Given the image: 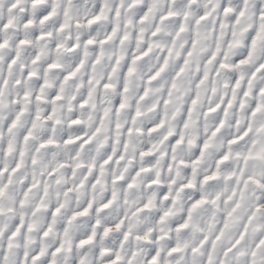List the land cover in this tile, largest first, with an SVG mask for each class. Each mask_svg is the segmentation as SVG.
Masks as SVG:
<instances>
[{"label": "clouds", "instance_id": "obj_1", "mask_svg": "<svg viewBox=\"0 0 264 264\" xmlns=\"http://www.w3.org/2000/svg\"><path fill=\"white\" fill-rule=\"evenodd\" d=\"M261 25L264 0H0V264H264Z\"/></svg>", "mask_w": 264, "mask_h": 264}, {"label": "snow or ice", "instance_id": "obj_2", "mask_svg": "<svg viewBox=\"0 0 264 264\" xmlns=\"http://www.w3.org/2000/svg\"><path fill=\"white\" fill-rule=\"evenodd\" d=\"M36 2L38 3L39 0H36ZM153 2H155V0H153ZM12 6L14 7L15 5H12ZM149 11H151V6L149 7ZM224 11L227 13L228 11H230V9L225 8ZM173 15H175V13H173L172 11H169V12L167 13V16H166V17H161V19H166V18H168V17H172ZM207 15H208V14L205 13V16H204V17H201V19L206 18ZM99 18H100L99 16L94 17L92 20H89V24L93 23V20H98ZM197 22H199V21H197ZM9 23H10V21H9ZM4 26L7 27L8 24H5ZM181 31H183V27H181ZM261 32H264V25H261V27H260V32H257V33L255 34V36L252 37V46H253V47H254L255 44H256V40L259 39V37H260V33H261ZM22 43H23V41H22ZM89 43H91V41H89ZM195 48H196V41L193 40V41H192V44H191V47L185 52V58H184L183 64H180V65L178 66L177 70H176V75H177V76H179L181 73H183V72L185 71V67L189 64V62H190V61H189V58L193 55V53H194V51H195ZM150 50H151V47H149V49L146 50V52L143 53V54H147V51H150ZM171 52H172V48H169V49H168V54L170 55ZM213 58H214V57H213ZM138 59H140V57H138V56L133 58V60L131 61L130 65H129L128 68H127V73H128V74H131V73H133V72L135 71V68H134L132 65H134L135 62H136V60H138ZM246 62H247L246 60H245V61H241V63H246ZM167 63H168V56L166 55V56L164 57L163 62H162L161 65H160V68H159V69H158V70H157V71H156L151 77H149V80H154V79H156V78H157L162 72H164L165 69H166ZM49 67H53V68H54V67H57V65L53 64V65H49ZM219 67H221V68H227V67H230V65H227V64H224L223 62H221L220 65H219ZM78 70H79V69L77 68V69H75L73 72L68 73V75L65 77V79H68V78H70L71 76L75 75V71H78ZM257 70H258V71L264 70V64L259 65ZM32 75H34V73H31V72H30V73H29V76H32ZM208 76H209V72H208L207 69H205L204 72H203V75H202V77H201L200 82L203 83L206 79H208ZM104 86H105L106 88L111 87V85H109V84H105ZM171 87H172V88H175V87H176V85H175L174 82L171 84ZM259 94H260V95H264V89H260V93H259ZM245 95H248V93L246 92ZM59 98H60L59 96L54 97V99H59ZM36 99L40 100V99H43V97H41V96H37ZM196 102H197V100H196V99H193V100H192V105H195ZM84 103H87V101L85 100ZM229 104H231V101H229ZM120 107H124V105L121 104ZM217 107H219V105H217ZM261 109H264V103L257 102V103L255 104V106L253 107V109H252V113H251V114L254 116L257 112L261 111ZM212 110L214 111L215 109H212ZM190 111H191V108H189V112H190ZM37 119H39V116H37ZM248 130L250 131V128H249ZM129 131H131V129H129ZM30 134H31V133H29V135H30ZM213 135H215V132L213 133ZM85 142H86V141H85ZM177 142H179V141H177ZM232 142H234V141H232ZM49 143H51V141H49ZM204 146L207 147V142H205V145H204ZM226 158H227V157H224V159H226ZM206 179H207V178H206ZM189 186H191V184H190ZM2 191H3V189L0 188V192H2ZM229 199H231V197H230ZM203 202H204L203 199H201V200H196V201L192 204V208L197 207L198 205H200V204L203 203ZM237 207H239V201H237V203H236V205L233 207V209L227 213V217H231V216H232V213L235 211V209H236ZM0 211H2V210H0ZM56 211H59V209H57ZM84 212L86 213V212H87V209H85ZM53 214H55V213H53ZM80 214H84V213H80ZM253 215H254V214H253ZM253 215H250V216L248 217V221L244 224V226H243V230L241 231V238L243 237V235L245 234V232H246V230H247L248 223H251V221H252V219H253ZM185 226H186V224H181V225H179L178 227H179V228H183V227H185ZM117 227H119V225H117ZM225 227H227V219H226V221H225ZM106 231H107V230H106ZM222 235H223V229H221L220 233H219V234L215 237V239L212 241V245H213V246H215L216 241L220 240V238H221ZM126 236H127V233H125V237H126ZM85 242H86V241H81V243H85ZM239 243H240V240L238 239V240L235 242V244H233V247H235V246L238 245ZM260 246H264V240L259 241V244L257 245V247H260ZM177 250H178V249H175V248H174V249H172L171 251H172V252H175V251H177ZM57 251H59V249H57ZM230 251H231V249H226V250H225V255H227ZM251 255H252V256H255V251H253V252L251 253ZM38 259H39V257H33V260H34V261H35V260H38ZM115 259H116V260H119V256L117 255V256L115 257ZM209 261H210V264H211V257H209ZM81 264H84V262L81 261ZM152 264H156V258H155V257H153ZM221 264H223V262H221Z\"/></svg>", "mask_w": 264, "mask_h": 264}]
</instances>
